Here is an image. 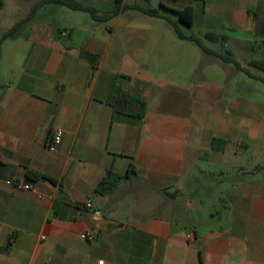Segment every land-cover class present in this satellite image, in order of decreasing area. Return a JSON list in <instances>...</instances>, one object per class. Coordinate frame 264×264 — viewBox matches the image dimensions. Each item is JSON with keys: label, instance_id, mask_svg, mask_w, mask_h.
<instances>
[{"label": "crops", "instance_id": "0c3cea01", "mask_svg": "<svg viewBox=\"0 0 264 264\" xmlns=\"http://www.w3.org/2000/svg\"><path fill=\"white\" fill-rule=\"evenodd\" d=\"M194 1L161 0L192 5L195 22ZM263 2L206 0L204 30L264 38ZM131 11L94 22L80 45L74 29L71 41L56 38L60 28L38 15L23 40L0 48V264H264V165L246 155L264 148V92L231 87L241 71L213 59L199 77H178L177 61L194 44ZM115 86L146 101L143 118L114 111ZM57 130L63 140L51 151ZM214 139L225 140L223 150L212 149ZM30 170L54 181L30 179ZM108 171L124 179L96 192ZM86 231L95 238L82 240Z\"/></svg>", "mask_w": 264, "mask_h": 264}, {"label": "rangeland", "instance_id": "374dc122", "mask_svg": "<svg viewBox=\"0 0 264 264\" xmlns=\"http://www.w3.org/2000/svg\"><path fill=\"white\" fill-rule=\"evenodd\" d=\"M38 0H4V8L0 14V37L2 34L8 30H10L17 22H19L21 19L26 17L28 13L30 12L32 6L35 4V2ZM84 2L86 5L95 7L97 9H100L102 11H108L113 8L114 3L112 4L110 1H104V0H79ZM167 0H165L166 2ZM160 2L161 0H151L147 4H144L143 2L136 1V0H128L129 6H132L134 4L141 5L143 7H152L160 9ZM204 2L201 1H194L193 5L196 8V20L192 27H187L185 25L180 24V27L182 31L186 35H195L197 37H203L207 32L204 30L203 27L204 23ZM244 5L245 2H242ZM259 8L261 9V5H263L264 9V2L259 4ZM258 7V6H257ZM130 10V9H128ZM134 11V10H132ZM131 11V12H132ZM136 20L142 25L146 26H159L164 24H169L166 20H162V18H156L148 16L144 13L137 12L136 10ZM133 13V12H132ZM168 16L174 20L177 21V17L171 13ZM40 19H45L49 23L54 24L58 28L62 29H74L75 30V42L77 44H81L85 39V33L86 28H90L92 24L95 21L92 20L91 16L88 13L81 12V11H73L66 7H59V6H48L46 9L40 12ZM105 24V23H104ZM104 24H102L104 26ZM170 25V24H169ZM23 30L21 32V35H19L17 38L22 39ZM220 34V33H219ZM220 35H224L227 37V43L224 46V49L230 50L234 53L235 58L244 66L247 67L251 73H257L261 74L264 77V73L257 71L256 69L249 67V61L252 59H262L263 53H264V38L261 36H256L254 33L251 32H245V31H225L222 32ZM15 38V39H17ZM14 39H9L3 42H11ZM23 40V39H22ZM241 42H246L247 45L252 47L249 51L242 50L240 48H237V44L240 45ZM1 45V47L3 46ZM9 44V43H6ZM187 44H191L192 42H189ZM194 44V43H193ZM206 44L210 47L214 46L210 42H206ZM194 52L191 53L190 47H188V50L185 52L183 51L181 59L177 61V75L178 77H182L185 72H190V76L193 78L199 77L201 74L203 65L209 63L212 59L209 56H205L202 50L197 45H192ZM0 47V48H1ZM220 47V45H219ZM222 48V47H221ZM5 49V58L0 59V74L4 73L6 71L5 64L7 62V53ZM214 59V58H213ZM165 62L168 63L169 60L165 59ZM170 63V62H169ZM168 63V64H169ZM194 65V68L192 67ZM166 69L169 67V65H166ZM193 68V69H192ZM163 69L164 73H167L168 75H172L173 72L170 70ZM192 69V70H191ZM250 76L242 72L239 75L232 76L231 81V87L233 84L238 86L241 85L240 88L243 89L246 84L248 86H251L252 88L259 89L260 91L264 92V83L254 82L250 80ZM1 79V76H0ZM252 79V78H251ZM259 99H264L259 98ZM246 155L248 157V163L256 162L258 164L264 165V148L263 146H254L251 145L248 151L246 152Z\"/></svg>", "mask_w": 264, "mask_h": 264}, {"label": "trees", "instance_id": "16d2710c", "mask_svg": "<svg viewBox=\"0 0 264 264\" xmlns=\"http://www.w3.org/2000/svg\"><path fill=\"white\" fill-rule=\"evenodd\" d=\"M114 5L112 10L110 11H102L95 7L86 5L84 2L79 0H38L32 6L30 12L26 17L21 19L17 22L10 30L4 32L0 37V47L4 41L9 39H15L23 30V27L34 20L37 19L40 12L46 9L48 6H59V7H66L73 11H81L88 13L92 20L98 23H106L111 19L117 17L122 10H136L138 12L144 13L151 17L162 18L166 20L173 28L177 37L181 40H186L189 42L194 43L197 45L205 56H209L211 59L218 61L222 64H232L238 70L247 73L251 78L259 80L264 83V77L255 76L250 72L247 67H244L234 56L232 51L224 49L225 44L227 43V37L224 35H220L214 32H207L202 38L197 37L195 35H186L181 27L180 24L185 25L187 27H192L194 23V16H195V9L192 5H187L183 8H175L169 7L164 2L160 3V9L152 8V7H143L138 4H134L132 6L126 5L125 0H113ZM204 2L206 0H197ZM175 2V0H173ZM4 0H0V14L4 8ZM171 13L177 17V21L172 20L167 14ZM56 38H64L67 41H71L72 36L71 33L67 34V30L57 29L55 31ZM65 34V35H63ZM206 42H210L211 44H218L220 45L221 50L219 52L214 51L211 49ZM69 48L71 47L68 46ZM80 56L87 60L93 66H96L99 61V56L87 50L81 49ZM249 67L256 69L259 72L264 73V58L262 59H254L249 62ZM5 88V84L0 83V91ZM109 103L113 107L114 111L128 116H136L139 118H143L146 113V101L139 97L134 96L121 88L115 86L110 98ZM224 139H214L212 142V149L221 151L224 149L225 146ZM220 145V147H219ZM27 176L33 180L39 179H53L45 176L44 174L30 170L27 172ZM124 179L123 176H120L113 171H108L107 174L100 180L97 185L96 192L101 194H109L114 189L118 187L120 182Z\"/></svg>", "mask_w": 264, "mask_h": 264}, {"label": "built area", "instance_id": "2783aa9c", "mask_svg": "<svg viewBox=\"0 0 264 264\" xmlns=\"http://www.w3.org/2000/svg\"><path fill=\"white\" fill-rule=\"evenodd\" d=\"M63 140V132L62 130H57L52 135L51 139L48 143V148L51 151H56L59 145ZM6 184L16 191H30L32 189L31 184L22 183L17 180H7ZM88 206H91V203H88ZM82 240L91 241L95 238V233L93 231H86L80 234ZM97 264H107L104 260H99Z\"/></svg>", "mask_w": 264, "mask_h": 264}]
</instances>
